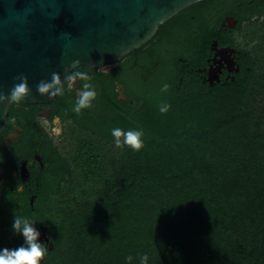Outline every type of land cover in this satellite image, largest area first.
<instances>
[{"label": "trees", "instance_id": "16d2710c", "mask_svg": "<svg viewBox=\"0 0 264 264\" xmlns=\"http://www.w3.org/2000/svg\"><path fill=\"white\" fill-rule=\"evenodd\" d=\"M175 37L172 57L158 52L147 80L127 82L140 110L99 127L106 144L114 128L143 130L144 147L114 149L112 165L108 145L79 135L70 161L80 181L69 199L79 213L41 202L16 214L48 226L53 247L41 264H128V256L140 264L143 254L148 264H264V53L253 103V73L204 88L179 72ZM164 103L171 108L161 114ZM13 221L14 212L0 215V249L24 244Z\"/></svg>", "mask_w": 264, "mask_h": 264}, {"label": "flooded vegetation", "instance_id": "af4514ba", "mask_svg": "<svg viewBox=\"0 0 264 264\" xmlns=\"http://www.w3.org/2000/svg\"><path fill=\"white\" fill-rule=\"evenodd\" d=\"M152 37L141 49L117 61L77 68L91 75L98 93L93 107L79 115L72 110L75 91L67 88L50 102L11 104L0 135V215L30 213L41 202L55 214L79 213V202L73 206L65 193L70 190L74 170L79 179V171L70 161L79 134L92 135L106 144L98 135L99 127L124 119L126 109L140 110L127 82L131 78L147 80L148 67L159 62L158 52L166 50V58L172 57L177 50L170 44L174 37L181 40L177 45L184 50L176 54L177 70L200 87L233 82L243 72L255 77L264 53V0H202L165 21ZM182 81L180 76L178 83ZM68 138L76 142L72 151L63 147ZM106 145L115 147L114 141ZM52 182L59 183L58 191H51ZM35 227L41 233L40 242L51 249L48 226L36 223Z\"/></svg>", "mask_w": 264, "mask_h": 264}, {"label": "water", "instance_id": "95a60500", "mask_svg": "<svg viewBox=\"0 0 264 264\" xmlns=\"http://www.w3.org/2000/svg\"><path fill=\"white\" fill-rule=\"evenodd\" d=\"M202 0H0V92L18 76L31 95L22 103H46L36 85L58 73L61 80L79 66H98L136 50L160 26ZM0 104V135L11 107Z\"/></svg>", "mask_w": 264, "mask_h": 264}, {"label": "clouds", "instance_id": "9594fccd", "mask_svg": "<svg viewBox=\"0 0 264 264\" xmlns=\"http://www.w3.org/2000/svg\"><path fill=\"white\" fill-rule=\"evenodd\" d=\"M16 79L19 82L13 85L7 95L0 92V104L6 102L19 103L31 95L27 76L21 75ZM91 80L92 77L88 72L76 68L66 77V80L62 81L58 73H53L50 80H41L36 88L39 94L48 95L52 98L64 95L65 88L74 90L76 100L72 110L79 115L82 110L92 108L93 101L97 98L98 93ZM77 85L79 86L77 87ZM168 88L169 85L164 84L162 91H167ZM170 108L171 105L164 103L160 106L159 111L161 114H166ZM111 135L114 138L115 147L121 151L128 147L139 152L144 147L143 130H124L117 127L112 130ZM35 224L36 221L14 213L12 229L14 233L23 236L24 244L13 249H0V264H41L48 255L49 249L46 243L40 242L41 233L37 230ZM132 259V256L126 258L128 264H131ZM139 261L140 264H148L149 256L143 254L139 257Z\"/></svg>", "mask_w": 264, "mask_h": 264}, {"label": "rangeland", "instance_id": "374dc122", "mask_svg": "<svg viewBox=\"0 0 264 264\" xmlns=\"http://www.w3.org/2000/svg\"><path fill=\"white\" fill-rule=\"evenodd\" d=\"M259 66H258V68H257V70H256V72H255V78H254V83L252 84V88H251V95H250V97L248 98L249 99V101H251V102H253V103H255V102H257L258 100H259V97H260V93L262 92V90H261V87H262V83H261V81H262V77H263V73H262V69H261V57H260V60H259ZM165 92V91H164ZM80 135V134H79ZM70 138V137H69ZM68 138V141H66L65 143L66 144H63V147L65 148V149H69V150H71L72 151V149H73V147H75V145H76V142L74 141V140H72V139H69ZM74 145V146H73ZM114 149H116V147H109V146H107V150L109 151V153L111 154V156H110V159H112L113 160V157H112V153H114ZM112 157V158H111ZM115 162H114V160L112 161V165L114 164ZM76 177H78V173L74 170V173H73V176H72V182H70L68 185H69V188H70V190L68 191V192H65V193H67L66 195L68 196V199H72V198H75V196H76V191H75V189H77V186H78V184H79V179L78 178H76Z\"/></svg>", "mask_w": 264, "mask_h": 264}]
</instances>
